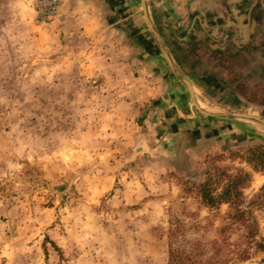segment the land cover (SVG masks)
Returning a JSON list of instances; mask_svg holds the SVG:
<instances>
[{
    "label": "rangeland",
    "instance_id": "374dc122",
    "mask_svg": "<svg viewBox=\"0 0 264 264\" xmlns=\"http://www.w3.org/2000/svg\"><path fill=\"white\" fill-rule=\"evenodd\" d=\"M33 3L0 0V264H264V130L164 141ZM233 77L264 119V82ZM242 174L244 217L203 202Z\"/></svg>",
    "mask_w": 264,
    "mask_h": 264
},
{
    "label": "crops",
    "instance_id": "0c3cea01",
    "mask_svg": "<svg viewBox=\"0 0 264 264\" xmlns=\"http://www.w3.org/2000/svg\"><path fill=\"white\" fill-rule=\"evenodd\" d=\"M198 1L147 0V9L175 65L191 82L200 107L193 103L189 90L157 44L143 0H64L60 20L50 29L60 42L82 52L90 65L99 61L105 82L115 81L122 93L117 98L138 110L141 128L159 137L167 135L164 141L178 136L230 137L235 130L246 135L251 128L240 127L243 124H238V119L219 113L240 109L223 95L242 101L241 109L254 108L231 86V80L238 75L247 82L250 78L264 82V23L261 28L255 26V36L237 45L235 30L230 26L223 30L225 24L235 25L236 21L220 19L197 5ZM253 23L244 21L245 34H250ZM205 83H214L211 85L217 89Z\"/></svg>",
    "mask_w": 264,
    "mask_h": 264
},
{
    "label": "water",
    "instance_id": "95a60500",
    "mask_svg": "<svg viewBox=\"0 0 264 264\" xmlns=\"http://www.w3.org/2000/svg\"><path fill=\"white\" fill-rule=\"evenodd\" d=\"M143 2H144V10H145L148 26L157 44L159 45L162 52L164 53L170 66L173 68V70H175V72H177V74H179L184 85L189 90L193 103L196 106L200 107L195 97L194 89H193L191 82L175 65L165 44L163 43L157 30L153 27L151 23L148 9H147V0H143ZM197 5H199L200 7H205L206 9H209L210 11H213L217 16H220V19L229 18V17L233 18L236 21V24L235 25L225 24V26L223 27L224 28L223 30H225V32L229 28L235 30L236 32L235 43L237 45H241L247 42L249 39L253 37V34L255 36V33H254V31H256L255 26H259L258 28H261V26L264 23V18L260 21H258L257 19V18L261 19V17H264V0H200L198 1ZM245 20H251V21L254 20V23H253L254 28L251 29L250 34L244 33L243 29L245 28L243 27V25H244ZM219 114L220 116L224 118H228V119H240V120H246V121L256 123L264 130V119L257 116L250 110H245L244 112L221 111ZM255 134H258V133H255Z\"/></svg>",
    "mask_w": 264,
    "mask_h": 264
},
{
    "label": "trees",
    "instance_id": "16d2710c",
    "mask_svg": "<svg viewBox=\"0 0 264 264\" xmlns=\"http://www.w3.org/2000/svg\"><path fill=\"white\" fill-rule=\"evenodd\" d=\"M264 116V112H263ZM260 151V147L257 148H251L249 152L252 153V156L257 155L258 158H264V155ZM250 162V160H249ZM249 175L248 174H242L240 176L234 177V178H229V184L226 190L219 195V196H214L210 190H208L206 187L207 185H203L200 194L203 202L208 205V206H215L217 204H221L223 202L230 203L233 205H236V216L238 218L244 217L247 212L245 210H242L239 208V204H241V197L242 193L240 190V186L248 180ZM246 228L248 229L249 237L253 242H255L256 247L264 254V238L262 237L260 241L256 242L258 238L259 232L254 226L247 225Z\"/></svg>",
    "mask_w": 264,
    "mask_h": 264
},
{
    "label": "built area",
    "instance_id": "2783aa9c",
    "mask_svg": "<svg viewBox=\"0 0 264 264\" xmlns=\"http://www.w3.org/2000/svg\"><path fill=\"white\" fill-rule=\"evenodd\" d=\"M63 0H34V21L40 27H47L61 13Z\"/></svg>",
    "mask_w": 264,
    "mask_h": 264
},
{
    "label": "flooded vegetation",
    "instance_id": "af4514ba",
    "mask_svg": "<svg viewBox=\"0 0 264 264\" xmlns=\"http://www.w3.org/2000/svg\"><path fill=\"white\" fill-rule=\"evenodd\" d=\"M262 64L264 65V60L262 61ZM263 73H264V67H263ZM221 95H222V93H221ZM225 97V95H223V98Z\"/></svg>",
    "mask_w": 264,
    "mask_h": 264
}]
</instances>
